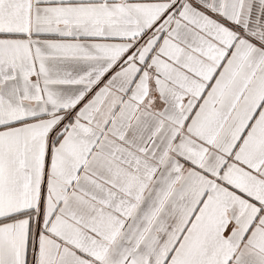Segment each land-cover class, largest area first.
Here are the masks:
<instances>
[{"label":"snow or ice","instance_id":"obj_1","mask_svg":"<svg viewBox=\"0 0 264 264\" xmlns=\"http://www.w3.org/2000/svg\"><path fill=\"white\" fill-rule=\"evenodd\" d=\"M0 264H264V0H0Z\"/></svg>","mask_w":264,"mask_h":264}]
</instances>
